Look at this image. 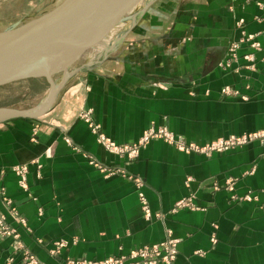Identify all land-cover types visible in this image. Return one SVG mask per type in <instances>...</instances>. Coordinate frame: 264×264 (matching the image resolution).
Here are the masks:
<instances>
[{"label":"crops","instance_id":"crops-1","mask_svg":"<svg viewBox=\"0 0 264 264\" xmlns=\"http://www.w3.org/2000/svg\"><path fill=\"white\" fill-rule=\"evenodd\" d=\"M244 36L252 38L238 60L222 69ZM84 63L40 120L0 124V188L27 227L1 194L0 214L26 250L41 264L102 261L171 237L179 241L173 264H264L261 141L205 155L157 139L129 159L107 151L81 117L91 111L118 145L137 143L150 128L197 145L264 131V0L147 1ZM23 82L49 88L45 79ZM226 87L237 93L223 96ZM89 159L141 178L154 215L164 216L146 220L134 182L102 173ZM20 165L29 169L27 191L12 171ZM190 198L196 209L172 212ZM12 246L13 239L0 241V264H8ZM12 264L25 263L16 255Z\"/></svg>","mask_w":264,"mask_h":264},{"label":"water","instance_id":"water-1","mask_svg":"<svg viewBox=\"0 0 264 264\" xmlns=\"http://www.w3.org/2000/svg\"><path fill=\"white\" fill-rule=\"evenodd\" d=\"M152 0H62L28 21L0 31V88L45 79L47 95L30 110L0 108V124L40 120L88 66L84 62L141 5ZM106 56H104L105 58Z\"/></svg>","mask_w":264,"mask_h":264},{"label":"built area","instance_id":"built-area-1","mask_svg":"<svg viewBox=\"0 0 264 264\" xmlns=\"http://www.w3.org/2000/svg\"><path fill=\"white\" fill-rule=\"evenodd\" d=\"M243 25V21H240L239 26ZM252 37H243L238 43H233L229 48L228 58L225 62L220 64V67L224 70L231 69L233 64L238 60V50L240 49L242 43L249 41ZM251 48L255 50L260 49V44L253 42ZM245 59L249 62L254 61V55L249 54L245 56ZM237 92L230 87H226L222 90L223 96L231 97ZM81 117L90 124L92 132L97 136L98 142L101 143L107 151L120 155L127 156L129 159H134L138 156L139 149L147 146L152 140L161 139L167 144L174 146L181 152L184 153H199L205 155H211L212 153H226L232 151L236 148L244 147L254 141H261L264 144V131H258L253 133H246L240 136H232L228 138H220L204 145H197L195 143H188L182 136H177L167 128H150L148 129L137 143L131 145H118L112 139L107 137L101 132L100 126L95 125L91 119V111L84 112ZM68 144H72L69 139L66 140ZM90 164L95 166L98 170L106 175H115L117 173L122 174L127 179L134 182L137 188L138 198L141 204L143 216L146 220L151 221L154 218H161L164 215L153 213L151 206L148 202L147 197L143 191L144 182L139 177H134L132 175H127L125 172L120 170H113L105 167L101 164L96 163L94 160L89 159ZM12 171L17 175L19 186L23 190H28V174L29 169L27 165L15 166ZM2 170L1 173H5ZM0 194L2 196V203L8 209L14 221L23 226L27 227L26 220L20 216L15 203L6 194L4 188H0ZM251 196L246 197L245 200L250 201ZM191 208L196 209L192 199H185L178 202L172 212H176L180 209ZM13 239V254L7 259L8 264H12L15 261V256L18 255L22 258L25 264H41L36 257L32 256L27 250L22 241L20 240V235L15 228L9 226L6 222V217L0 214V241L3 239ZM213 241L216 242L215 236ZM178 243L179 241L169 237L162 243L144 246L135 250H132L128 255L109 257L102 261H90L86 259L74 260L70 259L67 264H173L178 256ZM57 248H60L62 244L57 243Z\"/></svg>","mask_w":264,"mask_h":264},{"label":"rangeland","instance_id":"rangeland-1","mask_svg":"<svg viewBox=\"0 0 264 264\" xmlns=\"http://www.w3.org/2000/svg\"><path fill=\"white\" fill-rule=\"evenodd\" d=\"M62 0H0V31L13 25L22 24L44 13ZM120 28V27H119ZM45 84L36 86L31 83L11 84L0 88V108L12 107L21 110L35 108L47 95Z\"/></svg>","mask_w":264,"mask_h":264}]
</instances>
